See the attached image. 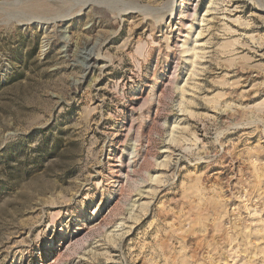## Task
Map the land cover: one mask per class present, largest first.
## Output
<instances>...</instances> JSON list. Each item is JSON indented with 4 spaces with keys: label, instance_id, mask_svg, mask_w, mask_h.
Masks as SVG:
<instances>
[{
    "label": "rangeland",
    "instance_id": "1",
    "mask_svg": "<svg viewBox=\"0 0 264 264\" xmlns=\"http://www.w3.org/2000/svg\"><path fill=\"white\" fill-rule=\"evenodd\" d=\"M0 264H264V0H0Z\"/></svg>",
    "mask_w": 264,
    "mask_h": 264
},
{
    "label": "bare ground",
    "instance_id": "2",
    "mask_svg": "<svg viewBox=\"0 0 264 264\" xmlns=\"http://www.w3.org/2000/svg\"><path fill=\"white\" fill-rule=\"evenodd\" d=\"M196 58H197V57H196ZM88 62H89V64H90V65H89V66H90L89 68L93 67V64H94L95 61H94V59H93L92 57H91V58H88Z\"/></svg>",
    "mask_w": 264,
    "mask_h": 264
}]
</instances>
